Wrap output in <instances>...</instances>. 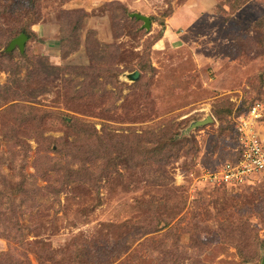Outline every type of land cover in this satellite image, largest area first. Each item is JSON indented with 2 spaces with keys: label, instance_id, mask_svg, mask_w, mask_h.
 Listing matches in <instances>:
<instances>
[{
  "label": "rangeland",
  "instance_id": "obj_1",
  "mask_svg": "<svg viewBox=\"0 0 264 264\" xmlns=\"http://www.w3.org/2000/svg\"><path fill=\"white\" fill-rule=\"evenodd\" d=\"M245 134L264 0H0V264H262Z\"/></svg>",
  "mask_w": 264,
  "mask_h": 264
},
{
  "label": "built area",
  "instance_id": "obj_2",
  "mask_svg": "<svg viewBox=\"0 0 264 264\" xmlns=\"http://www.w3.org/2000/svg\"><path fill=\"white\" fill-rule=\"evenodd\" d=\"M253 111L257 112L258 107H254ZM240 138V147L233 159L204 173L208 182L227 187L264 183V143L251 134L241 135Z\"/></svg>",
  "mask_w": 264,
  "mask_h": 264
},
{
  "label": "water",
  "instance_id": "obj_3",
  "mask_svg": "<svg viewBox=\"0 0 264 264\" xmlns=\"http://www.w3.org/2000/svg\"><path fill=\"white\" fill-rule=\"evenodd\" d=\"M131 16L136 17V18H138V19H142V20H144V21H145V25H146L147 28H150V27H151V18H150L149 16H145V15L140 14V13H133V14H131ZM26 40H27V35L23 33V34H21L19 37H17V38H15L14 40H12V42L10 43L8 49H9V50H12V49L15 48L16 45H18L19 48H20V50L23 52L24 49H25V42H26ZM208 119H210V118H208ZM208 119H207V120H208ZM207 120L199 121V122L197 123V125H199V124H203V123H205ZM262 264H264V261H263Z\"/></svg>",
  "mask_w": 264,
  "mask_h": 264
}]
</instances>
